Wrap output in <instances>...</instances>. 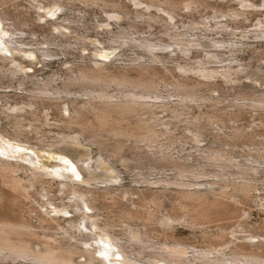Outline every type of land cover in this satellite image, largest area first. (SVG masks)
Segmentation results:
<instances>
[{"label":"bare ground","instance_id":"bare-ground-1","mask_svg":"<svg viewBox=\"0 0 264 264\" xmlns=\"http://www.w3.org/2000/svg\"><path fill=\"white\" fill-rule=\"evenodd\" d=\"M49 1L53 5L50 7L48 6L47 9H45V6H42L41 8L47 12V15L54 17L57 6L66 8L68 7V3L76 0ZM77 1L85 4L87 8H99L107 15V18L104 20L100 18L96 23L90 22V25H95L97 28L102 29V31L97 34H102L103 37L106 35V38L101 39L99 38L101 35H99L96 39L98 43H94L92 42V37H90L88 33L89 30H91V27L87 25V21L83 18L76 21L69 18L63 19V22L59 24L57 30H64L63 33L66 37L65 39L69 40V42L74 40V43L64 41L58 42L51 40L52 38H46L44 43L49 45V48H37L32 50L34 55H38V61L44 64L43 61L46 59L44 60L43 58H51L53 54L57 55V53H54L57 50H54L53 52L51 50L58 49L62 51V53H67L71 51V49H75L74 45H76L78 49H87L90 54H87L89 55L88 57L84 54V57L79 60L80 62H76L74 67L68 69L64 73H58L55 75L53 73L52 76L47 77L46 79L32 81V86L29 84L32 82H28L27 79L34 75H27V71L24 67L26 65H24L25 62L22 59L16 57L9 58L7 56L0 57L1 62H3L0 66V88H3L2 85L5 84L4 81L6 79H8L11 84L9 87L13 88V80L17 79L19 87L29 92V97L24 103H18L15 106L9 107L8 109L10 111L8 112L0 110V124L2 120H6L13 125L14 128L13 133H10L9 130H6L5 132L1 129L0 132H2V135L10 138L12 137L11 135H13L15 139H12H18V141H20L19 138H22L25 136V133H28L26 130L28 126L31 127V132L38 134L40 132V127L43 129L42 126H45L48 117H50V111L48 110H51V108L53 109L55 104L56 109L60 114V117L57 119L62 125L60 127H63V129L67 128L68 130H79L76 131L77 133H66L64 137L59 138L58 142L54 144L55 146L61 147L62 149H65L66 147L71 148V146L83 147L85 144L84 141L90 139L92 143L99 144L109 151V153H112L110 156L111 158L119 159L123 165H128L131 158L129 159L128 157L123 156L122 151H125L124 149L128 148L129 145H132V141H134L132 147H136L137 151L141 149V153L150 166L154 169L169 167L170 170L172 169L175 172L174 175H167L157 181L163 183L166 188L169 184H174L173 186L177 185V187H179L174 198L175 203L172 211L173 213L158 216V211L161 210L159 208H161L162 204L160 198L162 197L156 193L153 195L149 194V196H142V194L140 196L139 194L140 198L136 203H133L138 207L136 211L128 208L123 209L120 212L119 215L122 218L128 219V226L130 219L134 217H137V219H143L144 223L142 224L147 228V231L139 235L133 229H128L126 230L127 234L124 235L127 240L122 236L115 237L112 235L110 240L114 247H112V243H110V250H104V256L108 259L112 255L114 248H116L123 260H120V262L118 259H114L111 264L115 263L114 261H118L120 264H161L159 261H163L162 264H264V240L259 241L257 244H247L236 242L234 237L233 239H228V241L218 244L219 240L225 239V231L223 230L224 232H222L221 230L218 233L213 234L206 230L207 227H204L206 223L210 224L213 222L210 221L211 218L214 217L212 216V213L217 212L221 207L226 205L227 199H234L236 196H240V194L247 198L252 191L258 188V179L255 174H262L264 166L261 167L262 169L260 166L264 165V161H260V159L254 160L257 162L255 164H258V166L247 165L236 161L233 162L225 157L226 153L224 154L221 149H211L210 147L202 149V147L198 145L199 148L202 149L200 156L202 160L204 159L208 164L216 163V166L219 167L216 170L215 168L213 169L215 171V173H213L215 174L214 176L219 177V179L224 178L223 175L225 174H223L224 172H222V170L225 171V168L235 166L234 168L236 170L233 174H236L235 176H238L236 179L239 180L234 179L235 181L233 180V182L230 183V190H227L230 187L227 188L228 186L226 184L227 189H220V191L218 190L219 193H216L217 191L213 192L210 189L197 188V183L182 180L186 173L190 175L201 174L204 166H200L198 163L195 164V166L199 165L198 167H201L198 171H195L196 167L193 168L194 166H192V164L189 165L188 162H186L188 159L184 161L183 158L181 161L177 157L166 152L163 148V145L165 144L168 145L175 143L178 137L175 138L171 133L176 126V122L182 117L185 108L188 111L191 110V108L188 109L189 103H192V101L195 100L197 101V96H199L196 91L198 88L200 89V87L197 86L203 82L202 80H196L195 78L194 80L192 76L189 75V72L192 73L195 66L198 65L197 70L192 74L195 75V73L199 71L198 73H200L201 78L203 77L202 79L205 78V80H211L212 77H215L214 74L219 72L216 68V71L214 68H209L213 63L221 61L219 51H216L217 48L215 51H211L210 48H215V46L218 47V44L221 41L210 40L208 37L206 38L204 34L202 35L195 32L194 30L199 27L198 23L190 21L184 25V22L179 19L181 17L180 13L182 12L180 11L182 9H186L189 14L192 13V11L200 4L199 0H130L133 3L132 5L116 0ZM238 3L242 7L241 9H230L229 11L216 9L211 19L213 18L214 20L216 18L215 20H217L218 17H228L229 15L234 16V18L237 16H243L245 13L249 12V7L252 10H256L254 9V6L257 4L251 0H241ZM131 7H134V9ZM261 7L264 8V1ZM256 11H264V9ZM41 17H45V15L40 14L39 18ZM237 21H239V19ZM67 22L69 25L65 24ZM215 22L218 24L221 23V21ZM56 23L59 22L54 21L52 25ZM235 23L238 22L235 21ZM28 24V19L15 16L12 18L10 26L15 27L16 30H6L10 34V37H7L6 40L2 42L6 47H10L11 51L14 53L20 52L24 54L31 50L25 48V43L19 41L20 36L26 33H20L21 31L18 28ZM73 24H75V28L71 26ZM154 25H158L157 27L160 28L159 33H161V35H156L157 33L155 34L151 30ZM205 25L206 24H204V26ZM222 25L224 24L222 23ZM216 26V28H218L217 24ZM82 27L84 29H82ZM224 29H226V27L222 28L221 31H224ZM66 31H69L72 35ZM82 31H84V33H82ZM74 32H77V34L75 35ZM2 37H4V35H2ZM17 37H19V39ZM256 37L257 40L258 37L263 39L264 29H259ZM223 45L220 44L219 46ZM195 47H201L202 50L200 48H198V50L200 49V51H203L205 54L201 57L202 59L197 61L196 65L193 66L194 63L191 60L188 61L182 56L189 54V52ZM127 48L136 50L137 48L141 49L146 52V58H133L128 55L126 56L128 59H125L122 64L113 66V64H115V59L110 60L111 54L115 51H120L117 57L123 54L125 55L126 53H124V51ZM32 52L30 55H32ZM173 54L176 56H170ZM104 58L108 61H104ZM166 61L174 62V67L176 68L177 73L176 76L173 75V78L170 79V84L173 87L172 92H175V94L171 93L170 96L177 95V100L173 101L157 91L156 86L158 83L156 82L159 79L155 76L156 71L152 69L159 64H164ZM234 62L236 63V61ZM208 64L210 65L208 66ZM229 65H231L230 62L229 64L222 66L229 68ZM155 69H158V67ZM230 69H232V67H230ZM227 70H225V72ZM153 71H155V74ZM185 71L186 73H184ZM222 72H224V70H222ZM18 74H24L26 77H17ZM218 75L219 74L216 76L218 77ZM213 78L212 80H214ZM56 81L59 82L57 83ZM253 102L250 104L251 106L254 107V105H260V108L262 105L264 108V94L262 93L260 98L254 99ZM4 105H7V103L3 104V106ZM157 108H161L163 111L170 113V120L166 122L157 117ZM41 112L43 115H40ZM27 119H30V123L25 122ZM195 120L197 122V118ZM200 120L198 122H200ZM197 128V133L204 129L207 131L202 125L197 124ZM186 133L188 135L190 134L188 132ZM41 135L40 138H36L39 143L44 144L46 138L43 134ZM246 135L249 136V133L241 129H236L229 137L239 139ZM27 136L28 135L25 137ZM184 136H182V138ZM188 138L189 137H186V141H188ZM202 139L200 137H195L194 140L199 142ZM184 141L185 140H183V142ZM179 142L180 141H178V143ZM146 147H149L150 150H145ZM4 150H6V148H4ZM133 151L136 150L133 149ZM79 156L84 157L88 156V154L83 152L79 153ZM258 156H260V158L261 156L264 157V152ZM98 159V161H95L94 158L89 157L88 160H78L81 170L87 174L83 183H80V181L77 183L70 174H67V179L64 180L62 177H56V175H59L57 172H42L34 164L17 160L14 162L3 155H0V204L1 200H4L2 199L3 195L5 196L8 194L7 201L10 204V208L8 209L12 213L11 216L10 214L0 215V261H10L9 264H105L100 258L101 255L98 257L101 250L93 245L95 239L92 237H94L95 232L89 234V227L87 226L89 222L96 223V219H98L99 216L98 214L94 215L95 212L91 214L90 212L84 211L78 206L79 203L77 204L76 202L79 201L78 199L85 198V203L87 202L86 204L90 206L89 208L91 211L94 209H97V211L100 209L103 210V208L98 205H93V203L95 200L97 201V199L99 200V198L103 197L106 193L101 194L97 190H83L81 186L84 187V184H88L86 185V188L93 189L91 186L96 183L111 184V181H116L117 178H120L118 177V174L120 175L119 172L116 174H109L106 165L108 164L110 166V161L107 162L103 157ZM263 159L264 158L261 160ZM140 160L142 159L140 158ZM202 160L200 161L203 162L204 160ZM226 160L228 163L225 162ZM217 161H220L221 163L217 164L219 163ZM208 164H205V167H208ZM209 166L212 165L209 164ZM110 167L112 168L113 166L111 165ZM113 168H115V166ZM232 172L233 171H231V173ZM21 173L26 175V177H24V175L22 176ZM72 173H74L73 167ZM202 174L205 175V172L203 171ZM226 175V177L229 176L228 174ZM45 179H54L56 181L59 179L60 185L64 186L62 187V191H64L66 197L75 200L74 204H69L68 202V205L72 206L73 204L77 213L78 211H84L82 217L83 223H76L74 226L70 225L75 231H71V228L69 229L61 223L62 219L60 218V214L64 213L65 210L69 211V206L64 205L63 208L60 209V207L53 203L52 198H49L48 200L52 202L51 204L54 205L53 208L55 209L46 208L47 213L45 214L41 212L40 209V212H37L35 207L29 210L31 213H33L32 211L36 212L37 218H35L39 225L32 222V215L27 217V215L23 213L22 206L19 204L21 199H31L35 193L34 191L41 196L47 197L50 196L49 193L54 191L52 190V185L49 183L47 184L48 181ZM216 182L214 183L216 184ZM224 183H226L225 179ZM38 187H40L41 190L38 191ZM211 187H214V185ZM221 187L223 186L221 185ZM107 190L108 194L110 189ZM36 201L41 208H44L45 205L40 204L39 198L36 199ZM108 208L111 207L108 206ZM67 213H70V211ZM86 213H90V215ZM76 215L81 216L82 213ZM65 216L66 215H62V217ZM121 217L120 219H122ZM176 222L187 224L192 228L197 227L201 229L200 231L204 239L203 242L207 245L205 244V247H189L184 242L176 239L175 236H173L172 231H169ZM71 223L72 221H69V224ZM165 223L166 225H170V228L167 229L163 227V224ZM153 226H156V228H153ZM94 227L98 228L100 225H95ZM40 229L43 232H40ZM103 231L106 236L111 234L107 227L106 229H103ZM234 233H236V231ZM154 234L161 235L164 240L159 243H154L152 241L155 238ZM90 235H92V237ZM261 239H264V237ZM105 243L106 242L102 237V239H100V245H104ZM135 244L140 245L142 249L141 251H138V254H145L144 259L149 257L148 261L139 260L136 257L134 258L131 253L128 252H132L131 248L135 246ZM37 247H40V250H38ZM147 248L152 249V252L147 253ZM81 259H84V261H81Z\"/></svg>","mask_w":264,"mask_h":264},{"label":"rangeland","instance_id":"rangeland-1","mask_svg":"<svg viewBox=\"0 0 264 264\" xmlns=\"http://www.w3.org/2000/svg\"><path fill=\"white\" fill-rule=\"evenodd\" d=\"M116 1H121L127 3L128 5L133 4L130 0H116ZM240 1L241 0H199L200 4L197 7L198 9L197 8L194 9L192 13L189 14L186 9H182L180 11L182 13H180L181 17L179 19L184 22V25L185 23H189L190 21L198 23L199 27H197L196 30H194L195 32L200 33L202 35L204 34L206 38L208 37V39L210 40H216L219 42L221 41L218 44V47L215 46V48L214 47H212V49L210 48L211 51H215L217 48L216 51L217 52L219 51L221 61L213 63L214 65L212 64V66L210 65L211 63L208 64V66L210 65L209 68L211 69L214 68V70L216 68V70L219 71L214 74V76L217 79L215 77L214 78L212 77L214 80H212V78L211 80L210 79L205 80V78L202 79L203 77L201 78L200 73H198L199 71L198 72L196 71L198 74L197 73H195V75L192 74L193 72H195V70H197L198 65H196V62L200 61L202 59L201 57L205 54L203 51H200L201 47H197V48L195 47L197 50L198 48L200 49L197 51L195 48H193L194 51L191 50L189 54L182 56L185 57V59L188 61L191 60L194 63L193 66L196 65L194 71H192V73L189 72L190 74L189 73L188 74L192 76L193 79L195 78L196 80H202L203 83L200 84L202 86L200 85L197 86L200 87V89L198 88L199 91L198 90L196 91L199 95L197 96V101L195 100L192 101V103L191 102L189 103L188 109L191 108L190 111H188L186 108L184 109L183 112L186 113L182 114V117L180 118L181 121L179 120L178 122H176V126H175L176 128L174 127L173 129L174 133L173 132L171 133L172 136H174L175 138L178 137L175 141V143L176 142L177 143L163 145V148L166 152L177 157L179 160L182 161V159L184 158L183 160L186 161L188 159V161L186 162H188L189 165L192 164V166H194L193 168L196 167L195 171L196 170L198 171L199 168H201L198 167L199 165L195 166V164L198 163L200 164V166H204V167L206 166L205 164H208V162H206L204 159L203 161L202 158L200 157L202 153V149L204 148L207 149L208 147H210L211 149H221L224 154L226 153L225 157L229 158L233 162L236 161L247 165L258 166V164H255L257 162L254 160L260 159V161H264V159L261 160L262 158H264L263 156H261V158L260 156H258L264 152V108L262 107V105L259 108L260 105H258V103H257L258 106L254 105V107L250 105L252 104L254 99H259L261 94L262 93L264 94V38L260 39V37H258L257 40L256 37L257 31L259 29L262 30L264 29V11H256V10L264 9L263 7H261L264 0H251L257 4L254 6V9L256 10H252L249 7L248 8L249 12L245 13L243 16H237L238 18L235 17L236 19L232 15H229L228 17L227 16L218 17L217 20H215L216 18L214 20L213 18L211 19L216 9H220L224 11H229L230 9L233 10L241 9L242 7L238 3ZM51 5L53 4L49 0H0V57L7 56L9 58L16 57L22 59L25 62L24 65H26L24 67L25 70L27 71V75H34L31 78L27 79L28 82L37 81L40 79H46L47 77L52 76L53 73L54 75L58 73H64L68 69L74 67V64L76 62H80L79 60L82 59V57H84V54H86V57L89 56L87 54L90 53H88L87 49H78V47L74 45L75 49H71V51L67 53H62V51L58 49L51 50L52 52L54 50H57L54 52L57 53V55L53 54L51 58L42 57L44 60L46 59L45 61L41 59L44 64L38 61V55H34L32 50L37 48H41V49L49 48V45L44 43L46 38L47 39L52 38L51 40L58 42L64 41L68 43L71 42L74 43V40H71V42H69V40L65 39L66 37L64 36L63 33L64 30H60V31L57 30L59 24L63 22V19L69 18L71 20L76 21L83 18L85 21H87V25L91 27V30H89L88 33L89 36L92 37V42L94 43H98L96 39L97 36L99 35H101L99 36V38L101 39L106 38V35L104 34H103L104 37L102 36V34H97L98 32L102 31V29L97 28L95 25H90V22L96 23L97 20L100 18L102 20L107 18V15L104 14L99 8L96 7L87 8L85 4L76 0L74 2L68 3V7L66 8L57 6L55 10V15L54 17H52L50 15H47V12H45L41 8L42 6H45L46 7L45 9H47V7L48 6L50 7ZM131 8L134 9V7ZM40 14H44L45 17L39 18ZM15 16H20L22 18H26L29 20L28 25H23L18 28L21 31L20 33H26V34L21 35L20 39L19 37L17 38L19 39L20 42L25 43L24 46L25 48L31 49L24 54L20 52L14 53L13 51H11L10 47H6L2 42L6 40L7 37H10V34L6 31L7 29H12L13 31L16 30L15 27L10 26V23L12 22V18ZM238 19L239 21H237ZM54 21L59 23L52 25ZM215 21H221V23L218 24ZM235 21L238 23H235ZM222 23L224 25H222ZM65 24L69 25L68 22ZM204 24H206L205 25L206 27L204 26ZM216 24L218 25V28H216L217 27ZM71 26L74 27L75 24ZM157 26L158 25H154L153 26L154 29L151 28V30L155 34L157 33L156 35H161V33H159L160 28ZM224 27H226V29H224V31L223 30L221 31V29ZM82 29L84 28L82 27ZM66 32L70 33L69 31ZM82 33H84V31H82ZM74 34L76 35L77 32H74ZM2 35H4V37H2ZM70 35H72V33H70ZM220 44L222 45L225 44V45L219 46ZM130 49L131 48H127L124 51V53L126 54L120 55L121 57L120 56L117 57L120 51H115L114 53H112L110 56L111 57L110 60L115 59L114 60L115 64H113V66L122 64L125 59H128L126 57L128 55L132 56L133 58H141V57L146 58V52L142 51L141 49L138 48L137 50L136 49L130 50ZM31 52L32 55H30ZM170 56H176V55L173 54ZM104 61H108V60L104 58ZM234 61H236V63ZM166 62L164 64H159L158 66L152 69L156 71V74L155 71L153 72L157 77V79H159V80L156 79L157 80L156 83H158V85L156 86L157 91L162 95L168 97L171 101H173V100H177V95L170 96L171 93L175 94V92H172L173 87L170 84V79L173 78V75L176 76L177 73H176V68L174 67V62H170V61H166ZM229 62L231 63V65L229 66L232 67L233 70L230 69V67L227 68L226 66H222L229 64ZM2 64L3 62H1L0 60V66ZM157 67L158 69H155ZM222 70H224V72H222ZM225 70L227 71L225 72ZM184 73H186V71ZM217 74H219L218 77L216 76ZM17 77L22 78V77H26V75L18 74ZM4 83L5 84L2 85L3 88L2 87L0 88V110L8 112L10 111L8 109L9 107L15 106L18 103H24L29 97V92L19 87L17 79L13 80V86H14L13 88L9 87L11 86V84L8 81V79H6ZM29 84L30 86H32L33 82ZM6 103L7 105L3 106V104ZM53 107H54L53 109L51 108V110L50 109L48 110L50 111L49 112L50 117H48V120L50 121L47 120L48 125L47 123L45 124V126L42 124L43 126L42 125L41 126L43 127V129L40 127V132L38 134L31 132L30 131L31 127L28 126L26 128L28 133L24 134L25 136L26 135L28 136L27 137L23 136L22 138H19L20 141H18V139L14 140L15 138L13 137V135L10 134L12 136L11 138L5 137L4 135H2V132H0V155L7 157L8 159L14 162L17 160V161H24L30 164H34L42 172H48V173L57 172L59 175H56V177H62V179L64 180L67 179L66 175L70 174L77 183L78 181H80V183H83L84 178L87 174L86 172L81 170V166L78 162L79 159L88 160L90 157V158H94L95 161H98L99 160L98 158L103 157L107 160V162L110 161L111 163L110 166L111 165L113 167L115 166V168L113 167L111 168L107 164L106 168L109 170V174H116L119 172L120 175L118 174V177L120 178H117L116 181H111L110 182L111 184L96 183L97 185L94 184L91 186L93 189H87L86 185L88 184H84V187L81 186L83 190L85 189L97 190L101 194L106 193L101 198L97 197L99 198V200L97 199V201L96 200L95 202L93 201L94 202L93 205H98L99 207L103 208V210L98 209L99 211H97V209H94L93 211H91L89 208L90 206L86 204L87 202L85 203V198L78 199L79 201L76 202L77 204L79 203L78 206L82 208L84 211L90 212L91 214L95 212L94 215L98 214L99 216L98 219H96L97 221L96 223L89 222V224L87 225L89 227L88 230L89 234H93L95 232L94 237L90 235L92 238L95 239L93 245L95 247H98V249L102 251V252L100 251L98 257H100L101 255L100 258L105 262V264H111V262L114 259H118V261L120 260L122 261L123 259L121 255L118 253V249L116 248H114V250L112 251V255L108 259H106V257L104 256L105 255L104 250H108V251L110 250V243H112L110 237H112V235L115 237L122 236L125 240H127V238H125L126 236H124L125 234H127L126 230L133 229L135 232L141 235L143 232L145 233L147 231V228H145V226L142 224L144 223V220L141 218L137 219V217L130 219L129 221L130 228H129L127 222L128 219L122 218L119 215L120 212L123 209H128V208H131L132 210L136 211L138 207L133 203H136L137 200L140 198L139 194L140 196L141 194L142 196L143 195L149 196V194L153 195L156 193L162 197L160 198L162 204H161V208H159L161 210L158 211V216H164L165 214L167 215L173 213L172 211L175 203L174 198H175V194H177L176 191L179 190L178 189L179 187H177V185L173 186L174 184L173 185L169 184V186L166 185L168 186L166 188L163 183L157 181L166 177L167 175L172 176L175 174V172L172 169L170 170L169 167L154 169L152 166H150L145 160L143 154L141 153V149H139L138 151L140 152H138L136 147H132V145H134V141H132V145H129L128 148L124 149L125 151H122L123 156H126L129 159L131 158V161H129L128 165H123L122 162L119 161V159L117 160L116 158H111L110 156L112 155V153H109V151L104 149L103 146L92 143L90 139L84 141L85 144L83 147L71 146V148L66 147L65 149H62L61 147L55 146L54 144L58 142L59 138L64 137L66 133H72V132L77 133L76 131L79 130L78 129L68 130L67 128L63 129V127H60L62 125L57 121V119L60 117L59 111L56 109L55 104ZM156 113H157L156 116L161 118V120L166 122L170 120V113H168L167 111H163L161 108H157ZM40 115H43V113L41 112ZM194 117L197 118V122L195 120L196 118ZM198 119L199 120L201 119L200 120L201 123L198 122L199 121ZM25 122L30 123V119L29 120L27 119ZM197 124L205 127L207 131L204 129L201 132H199L200 134L197 133L198 132ZM189 127L192 128L190 129ZM188 128L190 132L188 131ZM1 129L5 132L6 130H9L10 133L14 132L13 125L8 123V121L6 120L1 121L0 130ZM236 129H241L245 132H248L249 136L246 135L244 137H241L242 139L239 138L240 140L236 138H230L229 137L230 134ZM193 130L195 131V133ZM186 132L190 134L192 132V134L188 135ZM41 134H43V136L46 138V142L44 144L39 143V141L37 140V138H40L42 136ZM182 136H184L185 138L183 137L184 138L183 139ZM216 136L217 137L219 136L220 139L219 137L217 139ZM186 137H189L188 141H186L187 140ZM195 137L196 138L200 137L201 139L203 137V139L197 142L196 140H194ZM181 138H182V142H181ZM183 140L186 141V144L185 141L183 142ZM178 141L180 142L178 143ZM198 145L201 146L202 149H200ZM164 146L166 147V149ZM4 148H6V150H4ZM133 149L136 151H133ZM145 150L149 151L150 148L146 147ZM257 151L261 154H259ZM83 152L88 154V156H84V157L79 156V153H83ZM138 154L140 155V157ZM251 156L255 158L253 159ZM140 158L143 160V162L142 160H140ZM132 159L134 162L132 161ZM199 159L202 160L204 163L201 162ZM197 160L200 162H198ZM217 162H219L217 164L221 163L220 161ZM225 162L228 163L227 160ZM209 164L212 166H209ZM209 164L207 165L208 167L205 168L203 167L202 172L204 171L205 175L202 174V172L201 174L198 175L196 174L190 175L186 173L185 177H183L182 180L186 182L197 183V188L210 189L213 192L217 191L216 193H219L220 189H225L227 186H228L227 188L229 187L230 188L229 189L226 188V189L230 190L231 189L230 183L233 182L234 179L239 180L236 179L238 176L236 177L235 176L236 174H233L236 170L234 168L235 166L225 168V171L222 170V172H224L223 174L225 175H223L224 177L223 179H219V177L214 176L215 174H213L215 173L213 169L215 168L216 170L219 167L216 166V163L214 164L209 163ZM71 166L74 168V173H72ZM263 166L264 165L260 166V168ZM231 171L233 172L231 173ZM22 173L21 175L23 176L24 174ZM226 174H228L229 176L226 177L227 176ZM255 176L258 179L257 180L258 188L256 190L252 191L251 193L249 192L250 195H248L247 198L243 197V195L240 194V196H236V198L234 199L232 198L227 199L226 203L228 205L226 204L223 207H221L217 211L218 213L217 212H213L214 214L212 213V216L214 217H212L210 221L213 222H211L210 224L206 223L204 225L205 228L207 227L206 230L208 232L210 231V233L213 234H216L221 230L222 232L225 231L224 232L225 239L219 240L218 244H221L224 241H228V239H233L234 237L236 242H242L247 244H251V243L257 244L259 241L264 240L261 239L262 237H264V179H263L264 171L262 170L261 175L255 174ZM24 177H26V175H24ZM224 179L226 180V183H224ZM45 180L48 181L47 184L49 183L52 185L53 187L52 190H54L51 193H49L50 194L49 197L41 196L39 193L34 191L35 193L33 192L34 194L31 199H23V200L21 199L19 201V204L22 206L23 213L26 214L27 217H30V215H32L33 216V217L31 216L33 218L32 222L37 225L39 224L36 222V218H37L36 212L32 211L33 213H31L29 211L30 209L35 207L37 212H40L39 211L40 209L41 212H43L44 214L47 213L46 208L55 209L53 208L54 205L51 204L52 202L48 200L49 198H52L53 203L58 207H60V209H62L64 205H68V202L69 204L75 203V200L73 198L69 199L66 197L64 191H62V187L64 186L60 185L59 179L58 181L54 179H45ZM214 182H216V184ZM211 184H213L214 187H211L213 186ZM221 185L223 187H221ZM107 189L111 190V192L109 190L108 194H107L108 191ZM37 190L39 191L41 190V188L38 187ZM37 196L39 198L40 204L45 205L44 206L45 209L41 208L40 205H38L36 201V199H38ZM3 197L2 199L4 200H1V204H0V215L10 214L11 216L12 213L8 209L10 208V204L7 201L8 194H6L5 196L3 195ZM73 204L72 206L68 205L69 206L68 209L70 213H67L69 211L65 210L64 213L60 214L61 215L60 218L62 219L61 223L69 229L71 228V226H74L76 223H81L82 217L84 215V211H78V213H82L81 216L76 215L78 213L75 207L73 206ZM108 206H110L111 208H108ZM36 207L37 208L39 207L38 210ZM90 213H86V214L90 215ZM62 215H66V216L62 217ZM120 217L122 219H120ZM64 218H72V219H64ZM65 220H67L68 222ZM140 220H142L143 222ZM69 221H72V223L69 224ZM93 224L94 226L100 225V227L95 228ZM108 224L111 226V228ZM106 227L111 232V234H108V236H106L103 231V229H106ZM163 227L168 229L170 228V225H166L165 223L163 224ZM153 228H156V226H153ZM171 229L169 231H172L173 236H175L176 239L187 244L189 247L192 246L205 247L207 245L206 243L203 242L204 239L200 231L201 229L197 227L192 228L187 224H180L176 222L173 224ZM70 230L75 231L74 228H71ZM41 231L42 230L40 229V232ZM233 231L234 232L236 231V233L239 234H236ZM157 235L158 234H154L155 238L154 239L152 238L153 239L152 241L154 243H159L164 240V238H162L161 235L158 236ZM102 237L106 242L104 245L103 244L100 245V239H102ZM104 246L106 247V249ZM112 247H114L113 243H112ZM37 248L38 250H40V247ZM131 249L132 252L130 251L128 252L131 253V255L134 258L136 257L139 260H146V261L149 260V257H146L144 259L145 254L142 255L138 254V251L142 250L140 245L135 244V246H133ZM146 252L150 253L152 252V249L147 248ZM81 261H84V259H81ZM118 261H114L115 263L112 264H116V262L117 264H120L121 261L120 262ZM9 262L10 261H6V262L0 261V264H9ZM159 263L162 264L163 261H159Z\"/></svg>","mask_w":264,"mask_h":264}]
</instances>
